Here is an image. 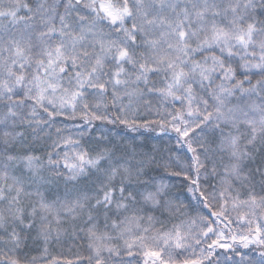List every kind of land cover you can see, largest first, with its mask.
Returning a JSON list of instances; mask_svg holds the SVG:
<instances>
[{
  "label": "snow or ice",
  "instance_id": "snow-or-ice-1",
  "mask_svg": "<svg viewBox=\"0 0 264 264\" xmlns=\"http://www.w3.org/2000/svg\"><path fill=\"white\" fill-rule=\"evenodd\" d=\"M0 264H264V0H0Z\"/></svg>",
  "mask_w": 264,
  "mask_h": 264
},
{
  "label": "trees",
  "instance_id": "trees-1",
  "mask_svg": "<svg viewBox=\"0 0 264 264\" xmlns=\"http://www.w3.org/2000/svg\"><path fill=\"white\" fill-rule=\"evenodd\" d=\"M144 135H145L146 137L149 138V141H150V142H158V143H161V144H166V143H168L167 140H162L161 138L156 137V135H155L154 133H144ZM220 251H221V250H220ZM221 252H222V251H221Z\"/></svg>",
  "mask_w": 264,
  "mask_h": 264
},
{
  "label": "rangeland",
  "instance_id": "rangeland-1",
  "mask_svg": "<svg viewBox=\"0 0 264 264\" xmlns=\"http://www.w3.org/2000/svg\"><path fill=\"white\" fill-rule=\"evenodd\" d=\"M221 251H223V250H221Z\"/></svg>",
  "mask_w": 264,
  "mask_h": 264
}]
</instances>
